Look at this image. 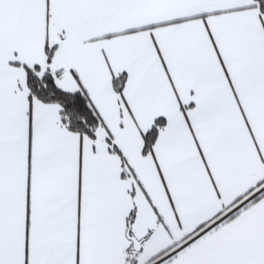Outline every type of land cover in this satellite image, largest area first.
I'll list each match as a JSON object with an SVG mask.
<instances>
[{
  "label": "snow or ice",
  "instance_id": "6c2138e0",
  "mask_svg": "<svg viewBox=\"0 0 264 264\" xmlns=\"http://www.w3.org/2000/svg\"><path fill=\"white\" fill-rule=\"evenodd\" d=\"M0 264H264V0H0Z\"/></svg>",
  "mask_w": 264,
  "mask_h": 264
}]
</instances>
